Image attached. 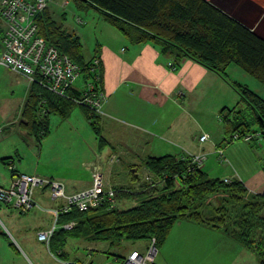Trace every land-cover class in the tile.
<instances>
[{
    "label": "trees",
    "instance_id": "obj_1",
    "mask_svg": "<svg viewBox=\"0 0 264 264\" xmlns=\"http://www.w3.org/2000/svg\"><path fill=\"white\" fill-rule=\"evenodd\" d=\"M73 1L80 8L99 11L106 23L132 44L152 42L160 46L162 54L174 56L171 63L175 69L179 65L178 58L188 57L216 72L234 87L240 95V104L251 115L248 118L239 103L221 110L219 117L224 124L225 137L217 148L224 150V156L226 145L239 140L253 142L259 137L264 138V98L246 85L232 82L228 75L232 66H238L264 86V38L253 29L208 0ZM37 22L40 35L79 65L84 86L93 81L103 90V69L98 55L86 62L80 37L63 24H58L49 8L40 15ZM0 35L3 36V32ZM1 51L0 44V53ZM96 59L100 62L98 66L93 64ZM70 95H79L78 89H71ZM42 100L46 101L49 111L45 116L39 112ZM76 107L82 110L90 126L100 135L101 114L79 106L71 99L49 93L37 84L31 85L29 90L21 126L29 135L41 141L50 134L46 121L49 115L56 114L66 118ZM253 125H257L258 129H252ZM249 135L251 138L247 140ZM106 145L104 137H100V148ZM218 157L222 162H228L226 157V161ZM145 167L154 178L151 177L142 184L137 193L123 188L115 196V201L118 197L125 200L139 199L140 203L136 207L123 209L106 203L97 209H73L70 213L61 214L49 245L41 242L47 246L52 258L60 263V259L69 261V256L64 251L69 238L112 244L145 239L149 241V245L155 238L159 250L176 222L186 218L216 229L224 228L228 236L243 248L255 252L260 264H264V192L250 193L241 180L210 179L203 171L204 166L189 171V156L149 157ZM136 174L133 175L135 179L131 174L133 180L141 181ZM156 178L161 180L162 188H159ZM226 180L231 182L227 183ZM214 197L220 198L224 203L229 202L231 206L222 204L214 208L211 204ZM60 202L59 206L63 204L62 200ZM69 222H75L76 225L72 230H65L62 226ZM227 226L230 227L231 234ZM1 233L8 238L4 232ZM11 246L15 249L13 243ZM76 261L81 262L80 259Z\"/></svg>",
    "mask_w": 264,
    "mask_h": 264
},
{
    "label": "rangeland",
    "instance_id": "obj_2",
    "mask_svg": "<svg viewBox=\"0 0 264 264\" xmlns=\"http://www.w3.org/2000/svg\"><path fill=\"white\" fill-rule=\"evenodd\" d=\"M214 2L218 4L217 0ZM48 8L58 24L79 32L78 36L80 34L86 62L95 55L98 45L112 39V33L121 34L106 23L99 11L94 8H80L73 0H49ZM232 14L235 19L251 24L259 17V14ZM78 19L83 24H78ZM263 27L264 25H258L254 31L260 36L263 35L264 38ZM4 31L5 25L0 18V32L4 34ZM2 37L0 35L1 46ZM124 39L125 43H128L124 46L130 48L134 45L126 38ZM232 69L235 70L228 71L229 80L246 85L264 98V86L260 82L238 66H232ZM82 81L81 77L76 86L78 87ZM31 85L26 77L0 66V186L9 188L18 171L40 178L60 179L70 193L81 191V186L74 183V180L91 175L88 169L83 167V163L95 161L103 166V158H100V155L108 151L107 147L99 146L100 137H103V134L102 132L100 135L96 134L82 110L76 107L70 113L71 116L66 118L56 114L49 115L46 121L49 124L50 134L41 141L29 135L21 126V121ZM214 96L211 93L201 96V108L198 113L192 110L195 96H188L185 102L186 106H189L188 117L185 120V135L193 146L201 144V152L207 155L203 165L204 168L206 167L207 177L224 179L226 176L230 177L228 170L233 171L235 175L238 170L241 178L246 179L260 169L264 171V138L262 137L253 142L239 140L226 145L225 157L228 162H222L219 159L216 153L217 147L213 151L211 142L213 140L218 142L219 138L225 136L224 124L217 116L220 115L221 110L213 114V108L217 104ZM236 103L237 100L234 104ZM240 106L245 109L246 115L250 118L251 112L246 110L244 105L240 104ZM126 129L131 130L128 125ZM252 129L257 130L258 126L253 125ZM207 131L209 133H206ZM202 134H208L209 140L201 143L199 138ZM104 159L105 161L107 159L105 155ZM120 165L122 167V164ZM210 165L214 168L212 172L208 171ZM124 168V173L119 174L120 170H117V173L110 176L112 184H116L115 187L118 188H115L117 191L122 186H126L125 190L137 193L141 190L142 184L148 180L147 177H153L149 171L139 169L132 174L133 176L137 173L136 176H140L139 185L134 187L127 183L124 185L119 181L121 179L130 181L129 178L132 177L129 169ZM116 178L119 181H116ZM133 178L135 179V176ZM155 180L159 188H162L161 180L159 178ZM50 198L47 189L37 188L35 201L44 210L34 207L27 214L13 207L1 206L0 264H62L52 258L45 244L37 240V232L48 229L54 223V216L49 212V208L55 206L56 201ZM211 201L214 208L222 204L231 206L229 202L224 203L217 197ZM139 203V199L125 200L118 197L115 206L128 209L136 207ZM227 227L231 234L230 227ZM1 232H4L8 238ZM11 243L15 245V249ZM148 248L149 241L145 239L112 244L69 238L64 251L69 256V263L80 259L84 264H123L132 250L144 253ZM155 264H260V259L255 252L243 248L231 236H228L224 228L216 229L206 223L199 224L183 218L176 222L166 241L159 248Z\"/></svg>",
    "mask_w": 264,
    "mask_h": 264
},
{
    "label": "crops",
    "instance_id": "obj_3",
    "mask_svg": "<svg viewBox=\"0 0 264 264\" xmlns=\"http://www.w3.org/2000/svg\"><path fill=\"white\" fill-rule=\"evenodd\" d=\"M210 1L231 16L232 13L259 14L252 24L236 18L253 30L258 25H264V0H217L218 4L214 0ZM77 23L83 24L80 19ZM70 31L78 36V31ZM112 35L111 40L98 45L95 55H98L102 62V87L107 96L99 127L106 140L105 147L108 151L101 153L103 166L100 164L106 179V186L116 188L110 176L117 173V170H120L119 174L124 173V167H127L131 174L139 169L146 172L148 170L145 162L149 157L171 155L183 158L201 152V144L193 146L185 135V120L189 109L185 102L188 96H195L192 110L198 113L201 108V96L207 93L215 95L217 104L213 108V114L222 108L234 107L241 102V98L226 79L188 57L178 58L179 65L172 71L168 65L175 58L169 54H162L160 46L148 42L134 44L129 48L124 46L128 43H125V37L122 34L112 33ZM230 70L235 69L231 67ZM84 82L83 80L78 84L79 88L84 86ZM236 100L237 103L234 104ZM126 125L131 130L126 129ZM224 137L219 138L218 142L214 140L211 142L213 151L222 143ZM104 155L107 157L106 161ZM94 162L83 163V167L88 169L91 175L74 180V183L81 186V190L92 185V165L98 163ZM205 168L203 167L204 172ZM208 171H214L213 166ZM228 173L230 177L225 178L241 180L250 193L264 192V171L262 169L246 179L241 178L238 170L236 175L231 170H228ZM54 180L65 185L60 179ZM129 180L119 181L116 178V181L124 185L130 184L131 187L139 185V182L134 181L132 177ZM125 187L122 186L121 189ZM55 203V206L49 208L50 213L62 202L56 201Z\"/></svg>",
    "mask_w": 264,
    "mask_h": 264
},
{
    "label": "built area",
    "instance_id": "obj_4",
    "mask_svg": "<svg viewBox=\"0 0 264 264\" xmlns=\"http://www.w3.org/2000/svg\"><path fill=\"white\" fill-rule=\"evenodd\" d=\"M48 5L49 0H1L0 18L5 25V31L1 40L0 66L26 77L32 85L37 84L49 93L61 98L71 99L77 105L87 107L92 112L102 115L107 102V96L102 88L93 81H89L82 88H77L76 84L81 78L79 65L68 55L51 46L40 35L37 20L48 8ZM93 64L98 66L100 62L96 59ZM168 67L172 71L175 70L172 63H169ZM73 88L78 89L79 95H70ZM39 112L42 116L48 114L45 100L40 102ZM250 138L251 135L246 137L247 140ZM208 140V134H202L199 138L201 143ZM216 153L223 161H226L223 149L217 148ZM189 157V171L202 168L207 159V155L203 152ZM92 167V186L71 193L60 181L27 175L17 171L9 188L0 186V208L4 205L24 213L34 207L43 209L35 201L37 188L47 189L48 195L53 201L62 200L63 204L51 211L55 218L54 225L48 230L40 231L37 234L40 242L49 245L57 229L61 214L70 213L73 209L79 211L97 209L106 203L110 204L111 207L115 206L117 190L105 186L103 169L99 163L93 164ZM147 179L149 180L150 177H147ZM226 182L230 183L231 181L226 180ZM75 225V222H69L62 227L65 230H72ZM158 253L157 241L153 238L146 252L131 251L123 264H155ZM60 260L63 264H84L78 261L69 263V261Z\"/></svg>",
    "mask_w": 264,
    "mask_h": 264
}]
</instances>
